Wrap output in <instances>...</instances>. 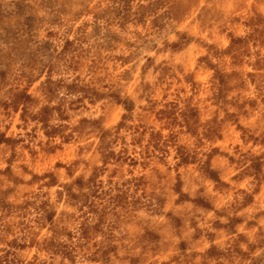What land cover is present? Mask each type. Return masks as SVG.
Returning a JSON list of instances; mask_svg holds the SVG:
<instances>
[{
	"label": "clouds",
	"instance_id": "obj_1",
	"mask_svg": "<svg viewBox=\"0 0 264 264\" xmlns=\"http://www.w3.org/2000/svg\"><path fill=\"white\" fill-rule=\"evenodd\" d=\"M0 264H264V0H0Z\"/></svg>",
	"mask_w": 264,
	"mask_h": 264
}]
</instances>
